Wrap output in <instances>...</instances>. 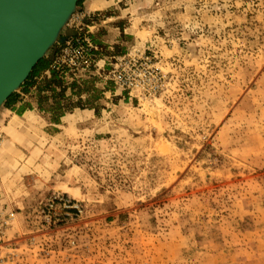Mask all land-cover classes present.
Segmentation results:
<instances>
[{"label":"rangeland","instance_id":"rangeland-1","mask_svg":"<svg viewBox=\"0 0 264 264\" xmlns=\"http://www.w3.org/2000/svg\"><path fill=\"white\" fill-rule=\"evenodd\" d=\"M127 8L133 35L112 56L148 57L162 90L121 91L110 51L58 70L65 46L46 53L65 94L42 92L47 73L23 97L31 127L4 153L14 175L0 176L3 253L17 264H264V0ZM54 196L82 214L48 211Z\"/></svg>","mask_w":264,"mask_h":264},{"label":"water","instance_id":"water-1","mask_svg":"<svg viewBox=\"0 0 264 264\" xmlns=\"http://www.w3.org/2000/svg\"><path fill=\"white\" fill-rule=\"evenodd\" d=\"M78 0H0V107L60 44Z\"/></svg>","mask_w":264,"mask_h":264},{"label":"built area","instance_id":"built-area-1","mask_svg":"<svg viewBox=\"0 0 264 264\" xmlns=\"http://www.w3.org/2000/svg\"><path fill=\"white\" fill-rule=\"evenodd\" d=\"M87 17L91 22L95 21V15H84L76 12L70 18L67 26L76 30V35L67 37L64 40L65 46L62 50L63 55L54 62L58 64L56 69L66 68L71 69L70 66L76 67V64L81 61L82 68L85 69L90 65L91 53L94 47L89 38V28L82 22L83 18ZM72 55L74 61L70 59L66 61L67 55ZM53 69L55 67H52ZM108 77L121 91L126 92L129 96H136L142 98H152L159 93L163 88L162 73L153 66L148 57H136L130 54L114 58V63L108 72ZM47 210L50 211L55 207L61 208L63 215L74 218L82 214V209L78 202L73 199H64L60 196H54L49 199L47 203ZM2 218V217H1ZM0 219V235L2 234V223ZM3 245L0 243V264H17L15 261L16 254L14 252L3 253Z\"/></svg>","mask_w":264,"mask_h":264},{"label":"crops","instance_id":"crops-1","mask_svg":"<svg viewBox=\"0 0 264 264\" xmlns=\"http://www.w3.org/2000/svg\"><path fill=\"white\" fill-rule=\"evenodd\" d=\"M129 3L130 0H81L78 4L77 10L81 11L84 15L94 14L97 16L94 22H91L87 17H84L82 20L83 24L89 28V38L94 47L92 53H94L96 58L102 56L101 52L109 51V56L102 58H114L112 56L114 48L115 50L119 49L114 46L124 43L129 39L127 36L133 35L129 32L132 21L129 8H127ZM75 33V29L69 28L64 37H61L62 42L60 44L62 45L67 37L69 38L75 35ZM50 69L53 70L52 64L50 65ZM47 73L49 72L46 71L43 74ZM42 75L39 78H42ZM21 91L23 93L20 92L18 95L15 94L13 96L11 107L4 109L6 123L2 126L4 138L0 143V176L14 175L13 168L11 170L5 167L6 159L4 158V153L9 154V152H12L15 141L19 140V134L31 127V103L29 104L23 99V97L27 98V96H31V88H28L26 92L25 89L21 88ZM83 111L85 110H81V112ZM63 118L60 117L59 121ZM21 119L24 122H19ZM57 123L54 122L52 125L58 127L59 124Z\"/></svg>","mask_w":264,"mask_h":264},{"label":"trees","instance_id":"trees-1","mask_svg":"<svg viewBox=\"0 0 264 264\" xmlns=\"http://www.w3.org/2000/svg\"><path fill=\"white\" fill-rule=\"evenodd\" d=\"M80 2H81V0H78L76 5L78 6V4ZM54 47H55V45L52 48H50L49 50L54 49ZM54 58H55V54H52L50 58L44 57L43 59L38 61L36 63V65L32 68L30 74L28 75V77L26 78V80L24 81V83L21 85L20 88L25 89V92H26L28 90V88H32L33 86H35V84H36L35 80L38 77H40L44 72L48 71L49 75L46 76L44 79L42 92L43 91L44 92H50L51 95H53V96H59V97L64 96L65 87L63 85L64 82H63L62 76H60L58 72H55L54 70L50 69V65L54 61ZM14 95H15V93L11 94L2 106L9 109L11 107L12 102H13V96ZM59 117H62V115H60Z\"/></svg>","mask_w":264,"mask_h":264}]
</instances>
